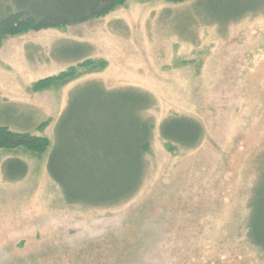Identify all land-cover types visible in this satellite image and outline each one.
I'll return each mask as SVG.
<instances>
[{
	"label": "rangeland",
	"instance_id": "1",
	"mask_svg": "<svg viewBox=\"0 0 264 264\" xmlns=\"http://www.w3.org/2000/svg\"><path fill=\"white\" fill-rule=\"evenodd\" d=\"M252 5L259 6L219 20ZM72 44L84 53L56 55L75 56L63 46ZM85 60L106 66L32 91ZM88 82L152 98L143 114L154 129L142 185L115 207L69 204L46 170L50 146L42 154L0 151V264H264L247 228L264 177V0H126L84 24L8 37L0 47V126L52 145L71 92ZM172 116L200 123L196 148L164 145L159 126ZM10 158L28 167L14 183L2 174Z\"/></svg>",
	"mask_w": 264,
	"mask_h": 264
},
{
	"label": "trees",
	"instance_id": "2",
	"mask_svg": "<svg viewBox=\"0 0 264 264\" xmlns=\"http://www.w3.org/2000/svg\"><path fill=\"white\" fill-rule=\"evenodd\" d=\"M126 0H0V47L8 38L45 30H60L99 19ZM180 3L190 0H167ZM214 5L216 0H209ZM259 6V5H258ZM258 6L240 8L219 20H234ZM57 56L76 58L84 53L80 44L63 45ZM60 46L58 48H61ZM104 61L85 60L57 76L32 85L33 92L62 86L75 79L80 71L102 70ZM153 106L152 98L135 89L106 90L101 84L88 82L75 88L54 128L53 143L29 132H14L0 126V151L23 149L42 154L50 146L46 170L61 189L69 204L108 208L131 200L139 191L145 171V157L151 144L154 124L143 114ZM28 127L29 120L22 122ZM46 120L37 125L42 131ZM160 137L170 151L194 149L202 141L203 127L188 117L172 116L159 126ZM28 172L25 162L10 158L2 164L6 182L23 179ZM248 238L264 251V177H259L250 202Z\"/></svg>",
	"mask_w": 264,
	"mask_h": 264
}]
</instances>
